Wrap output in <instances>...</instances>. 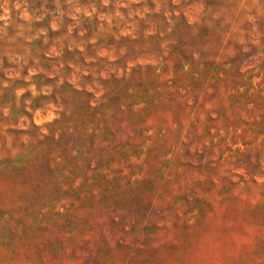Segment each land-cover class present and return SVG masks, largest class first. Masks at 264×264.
<instances>
[{
    "label": "rangeland",
    "instance_id": "374dc122",
    "mask_svg": "<svg viewBox=\"0 0 264 264\" xmlns=\"http://www.w3.org/2000/svg\"><path fill=\"white\" fill-rule=\"evenodd\" d=\"M162 1L167 13L175 10L192 23L209 25L206 44L215 31L221 34L227 43L221 78L190 90L176 85L172 69L163 84L133 68L147 60L144 53L113 63L127 50L119 33H131L135 15L158 10ZM46 4L39 15L10 0L0 4V67L15 66L16 72L3 67L8 76L45 70L34 43L45 34L44 49L57 54L48 63L58 82L91 90L97 85L96 100L113 75L115 99L108 113L115 125L109 140L97 134L93 142L97 147L88 160L98 171L97 182L82 180L65 170V150L54 156L61 150L53 138L44 142L50 152L40 154V143L17 132L34 122L37 133L58 134L59 123H47L59 116L57 103L21 111L26 88L0 89V264H264V108L246 104L251 91L264 88V0ZM50 29L55 32L48 35ZM87 42L95 44L86 48ZM63 47L82 53L63 57ZM151 80L156 87L145 92ZM28 89L32 96L49 94L34 84ZM78 99L71 98L72 104ZM75 116L79 120L80 113ZM37 158L46 165L33 166ZM58 182L62 197H49ZM81 182L84 188L92 183L97 195L76 199L65 192Z\"/></svg>",
    "mask_w": 264,
    "mask_h": 264
},
{
    "label": "trees",
    "instance_id": "16d2710c",
    "mask_svg": "<svg viewBox=\"0 0 264 264\" xmlns=\"http://www.w3.org/2000/svg\"><path fill=\"white\" fill-rule=\"evenodd\" d=\"M3 1L4 0H0V4H2ZM10 2L12 6L18 3L20 8H27L34 15H39L45 11L44 7H48L46 3H54L55 0H10ZM133 6H138V4L133 3ZM63 18H68V16L64 15ZM93 18V20L97 22L96 15H94ZM135 20L136 23L133 25L137 26V28L131 33H119L118 40L122 41L121 44L124 45L127 50L122 53L119 58L113 60V63L122 60L124 55L134 51L144 53L147 55V60L143 63H137L133 68L140 67V69L147 70L151 79L153 76L155 80H164L163 84H165L167 80V77L164 78V76H168L169 70L172 69L176 85L181 88L189 87L190 90L194 89L195 85H203L209 78H221V74L224 73L226 69L224 65L227 61L225 59L221 60L220 56L222 57L221 52L223 48H226L227 43H224L221 34L215 31L214 40L211 39L212 41L206 44V42L210 40L208 37L209 25L192 23L187 20L184 13H176L175 10L167 13L164 1L161 2L158 10L146 11L144 16L135 15ZM149 27H152L153 31H147ZM53 32L55 31L50 29L47 34L51 35ZM44 37L45 34L39 33L34 43H37V46L41 49V52H36V56L39 57L42 61L41 65L46 69L31 74H29L28 70H23L20 76H8L5 74L3 67L12 66L14 72H16L17 69L14 68L15 66L12 64L4 62L3 67H0V89L15 91L19 87L26 88L20 95L23 98L19 108L21 111H27L25 110L26 105L35 110L41 106L43 107L44 101L46 103H49V101L57 103L61 108L58 110L60 114L57 118L47 123H59L58 134H56L55 131L49 133L52 137H46L48 135L47 133L44 134L41 132L39 134L37 133V125L34 122H32V129L20 128L17 129V132L20 134H28L30 138H33L38 144L40 143V147L37 149V153L40 154H43L42 150L50 152L49 146L44 145V142L48 140L46 138H53L55 140L53 142H55L61 150V152L53 153L54 156L61 155L64 150L66 152L65 158L67 157V159H63L62 162L65 163V170H69V172L76 177L80 176L82 180L93 178V182L96 183L95 175L98 174V171H93L95 166H92L91 160H88V158L97 147V145L93 143L96 135L101 134L103 138L109 140V135L113 133L110 127H114L115 124L109 122L111 116L108 113L111 103L115 99L112 93L115 87L111 77L113 75L108 79L110 81V87L108 86L107 88V86H104L103 93L96 97V100H92V98L95 97V93L98 89L97 85L93 86L94 88L91 90L84 84L81 86L77 85L75 81L58 82L57 77H59V74L51 68L52 64L49 65L48 63V61L53 60L57 54L53 51L50 52L49 48L44 49V46L46 47L43 41ZM93 44L95 43L87 42L86 48ZM74 52L82 53V50L78 47L73 49L63 47L60 55L64 57L66 54ZM96 55L98 54L96 53ZM235 57L236 56H233L232 58ZM64 67L67 68L69 65L65 64ZM27 74L30 76L29 80L25 79ZM226 76L229 77L228 74ZM5 81L7 84L2 85ZM31 84H34L36 89L46 87V90L49 89V94L38 92L32 96L31 91L28 89V86ZM155 85L156 84H153L151 80L144 86V91L147 92L149 89L155 88ZM151 86L154 87L150 88ZM262 89L264 88L258 87L257 90L259 91L253 90L251 91L253 92L252 95L247 97L246 104L251 102L253 105L248 107L249 109L264 108V93H261ZM236 92L241 93L240 91ZM26 95L31 96L29 102H26L24 99ZM75 97H81V100L78 99L79 102L72 104L71 98L73 99ZM236 100L235 98L234 102ZM79 104H81L84 109H80ZM79 113L80 118L78 120L75 115ZM83 113L85 115H83ZM82 116H85V118H81ZM118 128L121 127L118 126ZM120 132L122 133V130H120ZM86 135L91 137L92 140L90 143H88L85 138ZM107 145L108 147L114 146L110 145L109 141ZM72 150H75L76 153H73ZM192 153L193 152L187 148L186 154L191 155ZM37 163L38 164L34 163L33 166L46 165L44 162H41L39 158H37ZM220 164H223V162ZM85 184L87 185L86 188H84L82 182L75 186L70 184L65 192H74V197H76V199H80L84 194L85 196H96L97 191L94 190L92 183L87 182ZM63 193L64 187L58 182L53 183V188L50 187L48 195L49 197L60 198ZM194 199L199 201V196H195ZM194 207L199 208V204L195 203Z\"/></svg>",
    "mask_w": 264,
    "mask_h": 264
}]
</instances>
